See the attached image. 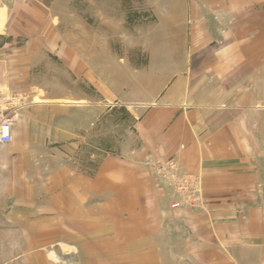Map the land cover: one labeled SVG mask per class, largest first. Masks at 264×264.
I'll use <instances>...</instances> for the list:
<instances>
[{"label":"crops","instance_id":"crops-1","mask_svg":"<svg viewBox=\"0 0 264 264\" xmlns=\"http://www.w3.org/2000/svg\"><path fill=\"white\" fill-rule=\"evenodd\" d=\"M151 7L174 35L162 47L180 50L173 74L126 101L140 113L138 143L69 185L64 94L49 87L43 39L49 0H0V89L26 96L9 117L10 143L0 144V264H13L4 226L16 227L22 264H53L56 241L78 264H264V0ZM113 95L110 107L121 106ZM44 146L50 151L36 152ZM156 160L197 180L198 207L171 208L178 198L150 166Z\"/></svg>","mask_w":264,"mask_h":264},{"label":"rangeland","instance_id":"rangeland-1","mask_svg":"<svg viewBox=\"0 0 264 264\" xmlns=\"http://www.w3.org/2000/svg\"><path fill=\"white\" fill-rule=\"evenodd\" d=\"M153 2L49 0L51 23L43 39L50 43L49 87L64 94V184L74 185L77 175L92 178L106 158L138 143L134 126L135 113L137 118L140 113L128 102L142 100V83L147 93L155 92L158 75L168 78L173 74L180 50L162 47L174 35L159 27ZM110 91L121 106L110 107ZM81 98L96 101L95 109L77 107ZM49 149L44 146L36 152ZM47 163L39 162L41 173L45 169L42 164ZM4 232L8 236L3 242L8 255L4 259L22 264L16 256L22 252L16 227L4 226ZM62 244H52L51 263L78 264L77 252Z\"/></svg>","mask_w":264,"mask_h":264},{"label":"built area","instance_id":"built-area-1","mask_svg":"<svg viewBox=\"0 0 264 264\" xmlns=\"http://www.w3.org/2000/svg\"><path fill=\"white\" fill-rule=\"evenodd\" d=\"M25 105L26 96L24 94L0 89V144L10 143L11 125L9 117ZM152 167L163 186L170 187L178 198L171 204L172 209L179 208L182 205H200L197 180L190 176H178L177 168L172 161L156 162Z\"/></svg>","mask_w":264,"mask_h":264}]
</instances>
